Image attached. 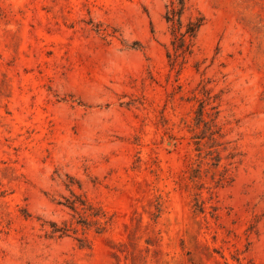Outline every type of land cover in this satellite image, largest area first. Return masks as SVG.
<instances>
[{
	"label": "rangeland",
	"instance_id": "rangeland-1",
	"mask_svg": "<svg viewBox=\"0 0 264 264\" xmlns=\"http://www.w3.org/2000/svg\"><path fill=\"white\" fill-rule=\"evenodd\" d=\"M169 4L0 0V264H264V0Z\"/></svg>",
	"mask_w": 264,
	"mask_h": 264
},
{
	"label": "trees",
	"instance_id": "trees-1",
	"mask_svg": "<svg viewBox=\"0 0 264 264\" xmlns=\"http://www.w3.org/2000/svg\"><path fill=\"white\" fill-rule=\"evenodd\" d=\"M185 11V0H170V4L168 5L166 20L172 23V33L174 35L172 43L174 45V49L177 57L184 55L186 52H191V40L196 36L199 29L203 25V17L189 19V21L185 25V31H183L184 23H183V14ZM203 110L201 109L202 114ZM77 202L81 205H86L84 200H72L70 202L71 207L73 209L76 208ZM85 208V207H84ZM89 208H92L90 205ZM93 216H100L97 212L92 213ZM92 222L99 223V220H93ZM98 230H103V227H99Z\"/></svg>",
	"mask_w": 264,
	"mask_h": 264
}]
</instances>
